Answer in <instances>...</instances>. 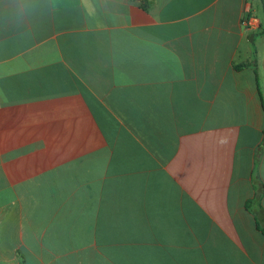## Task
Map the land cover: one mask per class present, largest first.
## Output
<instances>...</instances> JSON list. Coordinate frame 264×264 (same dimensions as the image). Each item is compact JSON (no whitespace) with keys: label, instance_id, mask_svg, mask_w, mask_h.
Returning a JSON list of instances; mask_svg holds the SVG:
<instances>
[{"label":"crops","instance_id":"1","mask_svg":"<svg viewBox=\"0 0 264 264\" xmlns=\"http://www.w3.org/2000/svg\"><path fill=\"white\" fill-rule=\"evenodd\" d=\"M263 28L264 0H0V264H264Z\"/></svg>","mask_w":264,"mask_h":264},{"label":"built area","instance_id":"2","mask_svg":"<svg viewBox=\"0 0 264 264\" xmlns=\"http://www.w3.org/2000/svg\"><path fill=\"white\" fill-rule=\"evenodd\" d=\"M247 25H248V26H251V25H252V21H251V20H248V21H247Z\"/></svg>","mask_w":264,"mask_h":264},{"label":"trees","instance_id":"3","mask_svg":"<svg viewBox=\"0 0 264 264\" xmlns=\"http://www.w3.org/2000/svg\"><path fill=\"white\" fill-rule=\"evenodd\" d=\"M263 32H264V28H263V30H262Z\"/></svg>","mask_w":264,"mask_h":264},{"label":"water","instance_id":"4","mask_svg":"<svg viewBox=\"0 0 264 264\" xmlns=\"http://www.w3.org/2000/svg\"><path fill=\"white\" fill-rule=\"evenodd\" d=\"M251 41H252V38H251Z\"/></svg>","mask_w":264,"mask_h":264}]
</instances>
